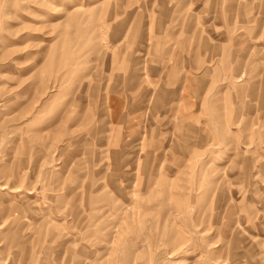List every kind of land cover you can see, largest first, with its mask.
Returning <instances> with one entry per match:
<instances>
[{"label":"rangeland","instance_id":"rangeland-1","mask_svg":"<svg viewBox=\"0 0 264 264\" xmlns=\"http://www.w3.org/2000/svg\"><path fill=\"white\" fill-rule=\"evenodd\" d=\"M0 264H264V0H0Z\"/></svg>","mask_w":264,"mask_h":264}]
</instances>
